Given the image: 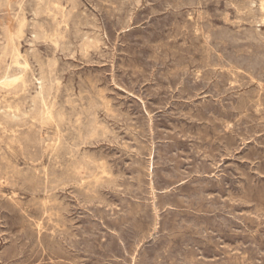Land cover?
Masks as SVG:
<instances>
[{"label":"rangeland","instance_id":"374dc122","mask_svg":"<svg viewBox=\"0 0 264 264\" xmlns=\"http://www.w3.org/2000/svg\"><path fill=\"white\" fill-rule=\"evenodd\" d=\"M20 22L0 264H264V0H0V56Z\"/></svg>","mask_w":264,"mask_h":264},{"label":"bare ground","instance_id":"6f19581e","mask_svg":"<svg viewBox=\"0 0 264 264\" xmlns=\"http://www.w3.org/2000/svg\"><path fill=\"white\" fill-rule=\"evenodd\" d=\"M71 2V1H70ZM72 5V4H71ZM74 6V5H73ZM244 13V12H243ZM68 15V14H67ZM67 17V16H66ZM65 17V18H66ZM23 22L18 24L16 30H13L8 26L4 30L3 38L5 40V46L0 56V86L2 87H16L18 82L22 80L23 71L26 67V59L21 56L18 49V36L22 32ZM41 80H44V75H41ZM40 83L41 89L43 83ZM103 106V105H102ZM46 110L43 112L45 113ZM33 126V125H32ZM12 127V126H11ZM34 130V129H33ZM17 132V130H16ZM21 132V131H20ZM19 132V133H20ZM38 132V131H37ZM18 133V132H17ZM23 133V132H22ZM10 137V135H8ZM8 139V138H7ZM10 140V139H9ZM12 140V139H11ZM30 138L28 139V141ZM27 141V140H25ZM27 141V142H28ZM32 142V141H31ZM29 143V142H28ZM35 143H39L35 142ZM20 145V144H19ZM26 145V143H25ZM28 145V144H27ZM30 145H32L30 143ZM35 144H33L34 146ZM24 148V147H23ZM29 148V147H28ZM27 148V149H28ZM33 150V149H32ZM35 150V149H34ZM30 152V151H29ZM33 152V151H32ZM37 152V151H36ZM28 154V153H27ZM43 154V153H42ZM29 155V154H28ZM35 156V155H34ZM28 157V156H27ZM33 157V156H32ZM38 157V156H37ZM41 157H39L40 159ZM32 159V158H31ZM30 160V158H29ZM35 160V159H34ZM33 161V160H32ZM14 168V167H13ZM101 168V167H100ZM104 169V168H103ZM35 178V177H34ZM100 178V177H99ZM102 179V178H101ZM76 180V179H75ZM74 180V181H75ZM12 182V181H11ZM9 184V183H8ZM95 184V183H94ZM14 186V185H13ZM42 188V187H41ZM86 189V188H85ZM12 198V197H11ZM16 203V202H15ZM58 225V224H57Z\"/></svg>","mask_w":264,"mask_h":264}]
</instances>
